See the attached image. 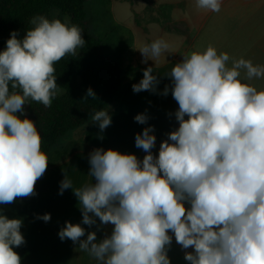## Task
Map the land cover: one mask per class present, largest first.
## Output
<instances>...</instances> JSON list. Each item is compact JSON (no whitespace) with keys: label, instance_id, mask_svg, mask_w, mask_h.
Masks as SVG:
<instances>
[{"label":"clouds","instance_id":"clouds-1","mask_svg":"<svg viewBox=\"0 0 264 264\" xmlns=\"http://www.w3.org/2000/svg\"><path fill=\"white\" fill-rule=\"evenodd\" d=\"M195 2L199 9L221 10L222 0ZM29 23L22 39L11 32L0 51V205L36 194L49 159L24 106L31 100L51 107L61 92L54 65L85 44L82 29L69 18L36 15ZM169 49L162 38L144 44L142 63L158 61ZM165 76L171 88L166 85L163 95L171 91L177 102L179 127L160 143L158 156L149 126L135 136V146L146 153L142 161L98 148L89 156L90 182L75 190L66 175L61 182V194L71 188L78 198L83 224L99 218L114 226L111 235L97 240L89 232L82 240L85 229L66 222L59 238L79 243L99 264H171V231L183 249H194L185 252L190 264H264V90L250 83L264 78V65L208 45L182 55ZM159 83L148 67L132 88L155 92ZM89 98L97 99L91 88L82 100ZM134 119L145 124L148 117ZM90 122L102 133L112 119L100 109ZM39 218L48 222L51 216ZM22 224L0 214V264H21L14 247L26 242Z\"/></svg>","mask_w":264,"mask_h":264},{"label":"crops","instance_id":"crops-1","mask_svg":"<svg viewBox=\"0 0 264 264\" xmlns=\"http://www.w3.org/2000/svg\"><path fill=\"white\" fill-rule=\"evenodd\" d=\"M140 14L142 18L131 19L129 26L121 20L116 22L126 34L121 36L122 44L110 55L122 67L119 99L104 108L109 111L111 125L101 133L97 125L88 121L70 131L48 156L47 170L35 184L36 194L0 205V214L23 220L20 231L26 242L14 247L21 264H99L79 248V243L59 238L58 233L66 222L80 224L85 229L82 240L89 232H95L97 240H102L111 235L114 227L101 224L99 218L91 226L83 224L82 209L73 190L91 181L87 175L89 156L95 149L135 154L142 161L146 153L135 146V136L146 127L154 128L156 144L151 151L158 156L160 143L179 127L175 117L178 104L171 91L165 96L163 90L166 85L171 88V79L165 75L182 60V55L203 51L212 45L218 54L226 52L230 58L264 65V0H222L218 13L197 8L195 0H137L131 5V16ZM160 38L169 43V51L156 62L142 63L139 49ZM228 64L231 66V59ZM148 67L153 68V74L160 80L157 90L134 92L133 84L140 82ZM250 83L264 90V78H254ZM138 114L148 117L145 124L135 121ZM65 175L72 182L73 190L65 189L61 194ZM92 182L95 183L94 179ZM44 214H50L48 222L39 218ZM169 233L175 241L174 234Z\"/></svg>","mask_w":264,"mask_h":264},{"label":"trees","instance_id":"trees-1","mask_svg":"<svg viewBox=\"0 0 264 264\" xmlns=\"http://www.w3.org/2000/svg\"><path fill=\"white\" fill-rule=\"evenodd\" d=\"M88 3L89 0H0L2 51L10 33L16 31L24 37L26 29L33 27L29 21L36 15L50 20L69 18L83 31L85 44L77 50V55H67L54 65L61 92L51 107L31 100L24 106L27 118L36 123L42 137V151L47 156L62 137L90 121L91 114L119 99L122 67L117 59L105 53L102 39L93 32ZM89 88L97 99L82 100Z\"/></svg>","mask_w":264,"mask_h":264},{"label":"rangeland","instance_id":"rangeland-1","mask_svg":"<svg viewBox=\"0 0 264 264\" xmlns=\"http://www.w3.org/2000/svg\"><path fill=\"white\" fill-rule=\"evenodd\" d=\"M136 1L137 0H89L87 4L88 18H90L92 22L93 32L102 39L103 50L107 55H112L115 52L117 46L122 44L121 36L126 34L123 27L117 25V20H121V22L124 21L123 24L129 26L131 19L137 21V19L142 18L141 14L139 16H131V5L136 3ZM150 10L151 9H149L148 12L151 14ZM17 38L22 39V34L18 35ZM0 51L2 50L0 49ZM185 207L189 208L187 202L185 203ZM169 235L171 234L169 233ZM168 249L167 254L171 264H190L184 257L185 252H192L194 251L193 248L183 249L181 245L177 244L176 241L172 239V243L168 246Z\"/></svg>","mask_w":264,"mask_h":264}]
</instances>
